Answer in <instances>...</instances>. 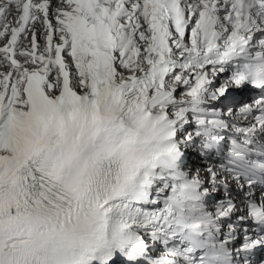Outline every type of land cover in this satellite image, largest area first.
Here are the masks:
<instances>
[{
    "label": "snow or ice",
    "instance_id": "snow-or-ice-1",
    "mask_svg": "<svg viewBox=\"0 0 264 264\" xmlns=\"http://www.w3.org/2000/svg\"><path fill=\"white\" fill-rule=\"evenodd\" d=\"M0 264H264V0H0Z\"/></svg>",
    "mask_w": 264,
    "mask_h": 264
},
{
    "label": "bare ground",
    "instance_id": "bare-ground-1",
    "mask_svg": "<svg viewBox=\"0 0 264 264\" xmlns=\"http://www.w3.org/2000/svg\"><path fill=\"white\" fill-rule=\"evenodd\" d=\"M192 160L197 162H200L202 165L204 164V162H202V160H200L196 155L193 154Z\"/></svg>",
    "mask_w": 264,
    "mask_h": 264
}]
</instances>
